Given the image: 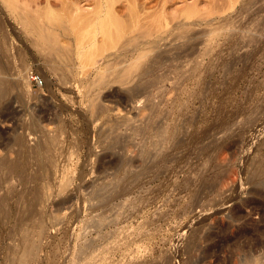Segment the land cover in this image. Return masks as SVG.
<instances>
[{"label": "rangeland", "instance_id": "374dc122", "mask_svg": "<svg viewBox=\"0 0 264 264\" xmlns=\"http://www.w3.org/2000/svg\"><path fill=\"white\" fill-rule=\"evenodd\" d=\"M5 1L0 160L18 167H0V264H245L251 222L262 239L252 253L264 257L248 177L264 155V0H144L142 26L119 41L147 32L169 52L139 91L96 78L121 59L114 49L90 63L66 29L60 57L21 24L49 27L44 14L62 0Z\"/></svg>", "mask_w": 264, "mask_h": 264}, {"label": "bare ground", "instance_id": "6f19581e", "mask_svg": "<svg viewBox=\"0 0 264 264\" xmlns=\"http://www.w3.org/2000/svg\"><path fill=\"white\" fill-rule=\"evenodd\" d=\"M6 1H9V0H6ZM45 1H44V3L47 4L48 0H45ZM118 1L120 2V0H92V3H94L93 4V10L90 11V12H86V13H83L82 10H81L82 7H80L81 5L79 4V2H82L81 0H62V1H59V2H61L60 3L61 5H59L58 7L56 5V7L54 8L55 9L54 11L53 10L52 11L48 10L49 9L48 8L46 10L47 12H45V14H44L46 16H49L48 18L47 17L46 18L50 20V21H48V22H50V26L49 27L52 28V29L50 28V30L48 32H46V30L49 29V27H48V25L47 26L45 25V22L44 23L42 22L41 24H37V22L34 23L33 18L30 19L29 17L25 16V18L21 19V24L27 30H29V32L31 31V32H33L35 34L36 38L41 43V47H45L46 49H48L50 51H53L52 53L49 52L50 54H53V53H56L57 55L59 54L60 57L63 56V54H66V53H64V51L62 49L63 47L62 48L58 47V44H57L56 41H57V39H59V38H57L58 36L59 37H60V35L63 36V33H64V36L68 35L69 32H67L66 29L69 30L73 34V36H75V35L78 36V38L75 36V38L78 39V43L75 45V42H74V45L77 48V50L79 48H83L84 43H86L85 45H87V46H85L84 49H86L87 47L88 48L86 49V51L83 50L85 52L83 53V51H82V53H83V55L85 53H87L88 59H89V57L91 58V59H89L90 63H91V61L94 62V60H92V59H94L93 57H95L96 55L102 54V51H106V50H109V49H114L118 54L122 55V57H120L121 59L119 60L117 56H116L117 58H114L115 60L111 59L112 62H110V60H108V59H105L107 61L104 62V63H106V64H104L105 67H106V68L104 67V70H105V72L103 71L104 75H103V72L101 73V70H100L101 75L98 72V74L100 76H98L96 78H100V77H101L100 79H102V77H110L111 78V76H113L114 79L115 78H118V79H116L117 81H115L114 79L111 78L110 80L112 82H117V83H120L121 85H125L126 84V86L128 85L126 87V90H128V91H133V90L139 91V90L144 89V87H145L144 84H145L146 80L148 78L154 76L155 72L159 68L160 62L168 54L169 48H166L165 46H163V47L160 46L159 47L157 45L156 40H154L155 37H152L154 39H152V38L149 39L148 36L149 35L151 36V34L148 35L147 32L146 33H140L139 32L138 34H131L130 37L128 36L129 38H126L127 39L125 41L126 44H124V42H122V44H121V42L119 41L120 37H122L124 35H128L130 33H133L134 31L137 30V28H139V26L140 27L142 26L140 24V20L144 19V17H142V19H141L140 16H143L144 13L146 12L145 11L146 10L145 9L146 8L145 4L147 2H145L144 0H125L126 1V5L124 4V6H125L124 9L126 10V12L122 13V11H120L121 9H117L118 7L121 8L120 7L121 6L120 5L121 2L118 5ZM89 2H91V0ZM150 2H151V0H150ZM157 3H159V2H157ZM8 5H7L8 7H12V4L8 3ZM156 5H158V4H156ZM160 8H162V6ZM143 10L145 11L144 13L142 12ZM119 12H121V13H119ZM37 13H39V12H37ZM186 13H188V12H186ZM186 13H184V15ZM188 14H186V15H188ZM160 15H161L160 17L162 19L159 16H158L157 19H160L158 21H160V25L162 27V26L166 25V21H165L166 19H165L164 16H162L163 14H160ZM149 16H151V15H149ZM155 17H156V15H155ZM155 17L153 18L154 19L153 21L156 20ZM146 18H148V17H146ZM185 18H186V16H185ZM153 21H150V22H152V23H150L151 25L154 24ZM186 21H187V19H186ZM156 22H157V20H156ZM66 25H68V26H66ZM154 25H152V26H154ZM227 26L228 25L225 24V26L223 28H226ZM63 31H66L67 33L63 32ZM165 33H166L165 29L160 31V34L158 35L159 39H160L159 41H163L165 39ZM97 34L98 35L100 34L99 36L102 39L101 40L102 41V43H101L102 45H100L99 41H98L99 44L98 43H97V45L95 44L97 39H96V41H94V38H96L95 36H97ZM189 38H190V36L187 35V32L185 33V30L183 32H180L176 36V40L177 41H179V39L183 40V41H179V42H181V44L178 42L179 46H184L188 42L187 40ZM119 42H120V46L117 47V44ZM81 43H83V44H81ZM123 44H124V46H123ZM159 45H160V42H159ZM2 46H5V45H2ZM46 49H45V51H46ZM69 49H70V47L68 49H66V50L64 49V50L69 52L70 51ZM99 52H101V53H99ZM82 53H81V55L80 54L78 55L80 58H82ZM96 53H98V54H96ZM76 54H78V53L76 52ZM3 55H4V53H3ZM110 55L111 54H108L109 57H110ZM108 56H106V57L108 58ZM6 57H4V58H6ZM50 57H51V55H50ZM84 57H86V55ZM4 58H2V59H4ZM54 58H57V57H54ZM67 58H68V56H67ZM4 61H5V59H4ZM4 61H3V63L5 64ZM82 61H83V58H82ZM60 62H64V61H60ZM18 67L22 68L21 65L20 66L17 65L16 69ZM54 67H53L54 70H56L58 68L57 65H56L57 68L56 67L54 68ZM80 67H82V66H80ZM4 68L5 67L0 65V75H2V73L4 71ZM50 69H52V67ZM17 71H18V69H17ZM105 73H106V75H105ZM103 79H102V82L98 79L99 83L101 82L103 84L104 83ZM133 81H134V83L132 84ZM3 82H4V79H3L2 76H0V84L3 83ZM101 83H100V85H102ZM106 83H108V82H106ZM106 83H104V84L106 85ZM130 84H132V85H130ZM5 91H6V87L2 88V90H0V99L3 97ZM101 110L102 109H100V112H101ZM30 118H31V116L28 119H30ZM30 120H32V118ZM26 123H27V121H26ZM28 124H29V122L27 123V125ZM29 125L31 126V124H29ZM23 139H25V137ZM46 139H47L46 143H49V142L53 143V140H54L53 138H46ZM16 144L22 148L23 144H25V143H22V139L19 136L18 138H16ZM26 146H28V145H26ZM33 146H34V144H33ZM30 147H29V149H30ZM31 149L32 150H30V152H33V153H34V151L42 152L41 151L42 146H40V144H35V146L33 148H31ZM19 151H20V149H19ZM27 151L29 153V150H26V152ZM34 154H33V156L36 155V154L35 155ZM30 155L32 156V154H30ZM37 155H38V153H37ZM48 160L51 162V164H52V162H54L53 164L55 165L56 161H53L52 158H49ZM255 160L256 161L254 163L253 162L250 163V164L253 163L252 166L249 164L250 168H249V174H248L249 176L248 177H249V182L252 183L251 192L253 191L252 194H254V193L257 194L258 200L252 199V202H250V203L252 205H254V206H258V209H259L260 213H264V212H262V210H264V209H262V208H264V155L260 156L258 159H255ZM42 162H43V160H42ZM0 167H2L7 173H10V172H13V171L16 170V168L18 167V163L16 162V159L13 160V161H11V160L8 161L6 159H1L0 160ZM249 201L250 200H248V202ZM249 207H252V206H249ZM258 215L261 216V214H258ZM262 216H264V215H262ZM260 218H262V217H259V220H260ZM262 219H264V218H262ZM262 221H264V220H262ZM262 223H264V222H262ZM254 224H252V222H251L250 229L248 230L249 231L248 234L250 236V241H249L250 242V246L248 245L250 248L248 247L249 248L248 250L250 251V253L248 255L249 259L247 258L249 262L247 263V260L245 261L247 264H249V263L250 264H256L257 263L258 264L260 262V260L262 258H264V257H261L259 254L258 255L260 257L258 255L255 256V254L252 253L254 251L253 249L256 247L255 244L258 243V242L260 243L262 241V239H259V241L256 242V240H255V238L253 236V235H257L259 230H260V229H258L257 226H254ZM255 225H258V224H255ZM255 227H257V228H255ZM261 227H264V226H259V228H261ZM256 229H258L257 230L258 232L255 231ZM261 230H264V229H261ZM253 231H254V233L257 232V234H252ZM260 232H261V234H264V232H262V231H260ZM257 238L258 237H256V239ZM253 239L255 240L256 243H253L254 242ZM261 245H264V244H261ZM253 246H255V247L253 248ZM259 247H262V246H259ZM261 263H262V261H261ZM261 263H259V264H261Z\"/></svg>", "mask_w": 264, "mask_h": 264}, {"label": "built area", "instance_id": "2783aa9c", "mask_svg": "<svg viewBox=\"0 0 264 264\" xmlns=\"http://www.w3.org/2000/svg\"><path fill=\"white\" fill-rule=\"evenodd\" d=\"M32 80H37V77L33 76V77H32Z\"/></svg>", "mask_w": 264, "mask_h": 264}]
</instances>
